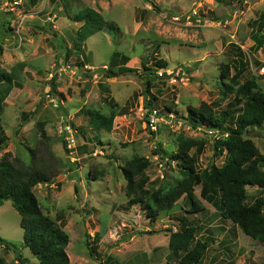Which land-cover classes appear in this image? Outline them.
I'll list each match as a JSON object with an SVG mask.
<instances>
[{
	"label": "rangeland",
	"instance_id": "1",
	"mask_svg": "<svg viewBox=\"0 0 264 264\" xmlns=\"http://www.w3.org/2000/svg\"><path fill=\"white\" fill-rule=\"evenodd\" d=\"M86 8L120 29L96 33L79 51L74 39L83 22L73 19ZM263 13L264 0L228 5L214 0H41L34 6L28 0H0V70L16 69L19 75L0 113L8 138L0 146V160L10 154L22 166L54 171L52 182L34 192L45 214L57 221L63 217L71 264H176L182 254H171L170 231L188 224L198 228V238L217 240L211 244L217 249L202 264H209L216 251L222 253L215 264H264V246L222 217L219 199L201 200V186L195 194L204 211L187 214L189 204L181 198L152 221L139 205H128L121 172L133 157H145L151 161V186H174L183 179L177 161L165 168L159 164L178 153L180 135L208 141L200 171L224 165L225 156L213 157V142L221 134L195 130L188 123L190 111L209 105L219 114L242 107L233 94H223L224 83L235 75L239 49L248 64L240 83L255 78L264 91V47L252 49L254 22ZM115 54L120 57L113 69L126 57V66L140 74L107 78L103 70L112 67ZM159 59L168 68L157 72L146 94L143 63L155 67ZM224 65L230 67L228 77ZM89 112L115 114L112 131L96 130ZM246 136L264 155V125ZM247 189L249 203L262 193L257 186ZM0 239L18 250L0 243L5 264H20L21 255L24 264H39L23 246L21 217L11 201L0 208Z\"/></svg>",
	"mask_w": 264,
	"mask_h": 264
},
{
	"label": "trees",
	"instance_id": "2",
	"mask_svg": "<svg viewBox=\"0 0 264 264\" xmlns=\"http://www.w3.org/2000/svg\"><path fill=\"white\" fill-rule=\"evenodd\" d=\"M28 1L34 6L41 0ZM214 1L224 5L233 2V0ZM73 21L83 22L74 39V45L79 51L83 49L82 44L96 33L106 29L118 32L120 29L117 24L106 21L91 8H86L77 14ZM254 23L258 27L256 32L254 31L252 49L258 52L264 47V13ZM58 42L61 43L59 39ZM119 57V54H115L112 67L103 70L107 78L120 74H140V69L126 66L128 62L126 57L117 69H113L116 66L113 65L114 60ZM88 59L90 62L91 54ZM145 64L143 63L145 68L143 77L146 94H149L158 78L157 72L167 69L168 63L159 59L154 64L155 67H147ZM235 64V75L231 77L230 84L224 83L223 94L226 96L233 94L234 99L242 103V107L227 109L218 114L209 105H203L200 109H191L188 119L189 125L195 130L202 127L216 130L221 134L213 142V157L217 159L225 156L224 165L212 164L200 171L198 169L200 157L205 153L208 141L194 140L180 135L178 153L167 161L162 159L166 161V165L177 161L178 168L183 172V179L174 186L167 187L164 184L155 190L147 173L151 161L145 157H133L121 167V172L126 180L128 205H139L152 221H157L161 212L171 210L181 198L189 204L185 209L187 214L204 211L206 206L201 200L211 203L219 199L222 217L264 246V155L257 144L246 136L250 129L262 128L264 125V91L255 78L240 83L241 77L248 68L240 49ZM229 69V65L223 66L225 77H228ZM16 71L14 69L11 73H7L0 70V113L15 82L19 79ZM51 94L55 97L58 95L55 85L51 89ZM146 106L152 109V101H147ZM89 114L96 130L112 131L115 114L110 116L97 112H89ZM41 131L42 137H47L44 128H41ZM7 140L0 121V146ZM157 154L164 157L160 151ZM32 155H35V151H32ZM10 157V154H6L0 160V208L5 202L11 201L21 217V226L24 230L23 246L39 260V264H71L67 253L70 236L61 222L63 217L60 215L57 221L45 214L34 192L36 186L52 182L55 177L54 171L46 166L25 167L14 162ZM197 186H201V200L195 194ZM249 186H257L262 192L251 203L248 202ZM214 241L212 238H198V228L188 224L177 231H170L169 249L171 254L176 256L182 253L176 264H202ZM0 243L7 250L18 251L16 246H11L3 239H0ZM21 256L18 261L24 264L25 260ZM0 264H5L1 257Z\"/></svg>",
	"mask_w": 264,
	"mask_h": 264
},
{
	"label": "crops",
	"instance_id": "3",
	"mask_svg": "<svg viewBox=\"0 0 264 264\" xmlns=\"http://www.w3.org/2000/svg\"><path fill=\"white\" fill-rule=\"evenodd\" d=\"M215 242H217L216 239H215ZM219 245H220V244H219ZM212 246H213V245L210 246V250H211L212 248H213V249H217V247H214V246L212 247ZM210 250H209V251H210ZM219 252L222 253V251H219ZM219 252L216 251L215 254L211 256V259L209 260V264H215L217 258L219 257ZM212 253H214V251H213ZM212 253H210V254H212ZM179 254H182V253H179ZM179 254H178V255H179ZM210 254H209V255H210ZM175 256H176V254H175ZM213 256H214V257H213ZM176 257H178V256H176ZM205 257H207V255H206ZM178 260H179V258H178Z\"/></svg>",
	"mask_w": 264,
	"mask_h": 264
},
{
	"label": "built area",
	"instance_id": "4",
	"mask_svg": "<svg viewBox=\"0 0 264 264\" xmlns=\"http://www.w3.org/2000/svg\"><path fill=\"white\" fill-rule=\"evenodd\" d=\"M154 114L158 115L157 112H156V110H153L152 111V115H154ZM149 125H151V127L154 128L153 123L150 122ZM165 165H166V161H161L160 164H159V166L161 168H165Z\"/></svg>",
	"mask_w": 264,
	"mask_h": 264
}]
</instances>
